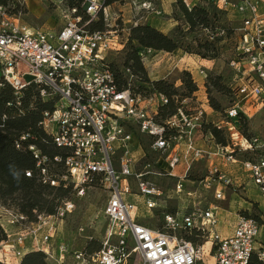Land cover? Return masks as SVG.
<instances>
[{
  "label": "built area",
  "instance_id": "built-area-1",
  "mask_svg": "<svg viewBox=\"0 0 264 264\" xmlns=\"http://www.w3.org/2000/svg\"><path fill=\"white\" fill-rule=\"evenodd\" d=\"M42 1L60 10L59 30H36L21 24L15 9L24 7L26 0L0 4V83L9 84L15 96L34 84L40 88L42 99L58 97L55 109L44 113L40 125L61 153L49 157L29 146L35 172L26 170L24 175L31 178L35 174L45 186L69 188L77 198L86 190L99 187L107 194L103 214L108 224L99 250L91 254L69 251L65 244L47 248L57 222L73 208L70 200H62L53 214L34 211L32 221L0 203V225L7 235L3 244L9 252L23 257L28 244L31 251L44 252L55 264H129L135 259L139 264H197L202 260L204 245H196L176 233L183 231L194 233L209 245L215 264H248L255 252L264 262V245L258 241L259 228L264 224H259L251 213L239 214L232 234L227 237L219 234L218 218L212 207H193L181 216L179 212L166 214L164 230L151 229L138 221V214L135 219L130 214L138 208L131 197L138 195L145 207L152 209L161 194L142 180L148 171L136 173L130 148L136 130L150 139L152 152L164 157V171L169 177H177L174 169L181 160L185 162V171L193 161L206 160L209 167L203 182L206 188L213 187L216 200H222L227 190L235 195L244 192L245 183L220 170L214 160L219 157L226 166L241 165L262 198L259 219L264 223V155L245 158L255 155L264 145L256 137H245L235 123L238 113L250 118L247 107L264 108V0H212L218 10L226 13L231 25V12L243 17L240 27L232 26L233 55L228 62L234 71L230 88L235 102L216 124L229 143H213V151L200 149L192 141L195 131L202 128L200 110L189 113L179 107L174 115L159 121L158 107L168 103L167 97H146L118 89L105 60L106 53L114 50L118 41L117 19L108 12L110 5L105 6L104 0H83L79 5H68L69 0ZM182 1L189 4L195 0ZM133 6L139 12L153 11L148 0ZM100 19L106 29H92ZM198 73L203 77L204 88L205 68ZM125 74L133 77L129 69ZM28 138L27 134L21 135L15 148L20 149L21 141ZM181 144L185 146L184 155L177 152ZM54 166L60 168V174L51 172ZM133 184L137 185V194ZM176 190L180 192L181 183ZM6 226L14 229L15 234L10 235Z\"/></svg>",
  "mask_w": 264,
  "mask_h": 264
},
{
  "label": "rangeland",
  "instance_id": "rangeland-1",
  "mask_svg": "<svg viewBox=\"0 0 264 264\" xmlns=\"http://www.w3.org/2000/svg\"><path fill=\"white\" fill-rule=\"evenodd\" d=\"M26 1L27 6L26 2H24V7H17L15 9V12L20 14L21 24H26L36 30L57 31L61 28L62 24L59 9L42 0ZM69 1L72 2L71 0ZM140 1L141 0H123L110 5L108 12L111 14L112 18L117 19L115 25L117 27L116 32L118 41L114 50L106 53V62H111L119 72L124 71L126 68L124 67V62L131 50L128 37L131 28L136 26L134 23H137V25H148L163 34L172 37L177 44V49L173 52L138 49L140 50V62L148 79L150 81L163 80L172 84L179 92L176 99L180 102L183 97L181 94L185 93V84L183 82L185 77L184 73H186V71L191 73V77H193L198 85V91L194 96L187 97V99L183 101L182 104L184 105L185 110L189 113H194L195 111L200 110L202 112L204 124L211 125L214 123L216 125L220 123L224 117V112L235 102V99H231L227 92L228 90L218 92L211 84L207 86V90L204 89L205 85L204 88L202 86L203 77L199 75L198 70L205 68L207 75L213 74L226 77L224 83H228V86L230 87L234 71L229 67L228 62L233 55L232 48L234 39L232 45L230 42L229 49L224 53H220L217 58L214 60L204 59L209 61L206 64L201 58L203 51L198 47L204 41L202 35L198 29L188 28L189 26L184 19L178 0H148L152 3L153 11L139 12L133 4L135 3V5H138V2ZM229 16L234 23V25L231 26L240 27L242 25V14L231 12ZM103 28L106 29V26L103 25ZM210 54L211 53H209V56ZM130 81H132V88H138L139 84L135 79ZM149 96L153 95H149L148 93L146 97ZM211 100L216 101L219 110L212 108L209 103ZM247 113L250 117L248 119V129L246 131L247 136L256 137L259 142L264 145V109H259L258 106H252L251 108L247 107ZM192 141L194 142V145L200 149H210L211 151L216 150V148L213 147L214 142L211 140L210 135L204 133L202 130H200V132L195 131L192 136ZM149 144L150 139L147 136L133 130V138L130 142V148L132 150V157L136 161V173L148 171L149 173L146 174L142 180L149 182L160 191L161 194L157 198L156 206L152 209H147L144 205L143 198L138 197V195L131 197L130 200L138 206V208L135 207L130 211L131 217L135 219L138 214V221L143 225L155 230H164V216L166 214L174 215L179 212V216H181L183 212L188 211L193 207L202 209L212 207L218 218L217 230L222 232V228L220 229V227H224L227 220L220 219V222L219 212L232 206L233 199L235 200L241 197L240 193L235 195L231 194L230 190H227L225 191L222 200H216L214 198L213 187L206 188L203 182L208 174L209 167L208 162L204 159L195 160L190 163L187 171H185L184 168V160H181L179 165L174 169V176L177 177H169L164 171V169H166L164 157L152 152ZM257 151L258 152H255V155H246L245 158L249 157L256 159L260 155H264V148ZM177 152L184 155V144H181L180 148L177 149ZM214 163L225 173L233 171V173H230L233 178L239 177L242 181L248 183V187H250L252 191L259 195L257 187L252 181H250L248 174L244 171L241 165L230 164L228 168H223L219 157L214 160ZM51 172L53 174H60L61 170L59 167L54 166L52 167ZM178 182L181 183L180 192H177L176 190ZM133 192L134 194L138 193L136 184H133ZM241 193L243 194L245 192ZM43 197L52 200L54 193H43ZM258 197H260L262 203L261 196L259 195ZM66 198V200L72 202L73 208L70 213L65 214L64 217L57 222L53 239L50 244L46 245V247L50 248L53 246L56 248L60 244H65L69 251L83 250L88 249L89 247L98 248L104 239L108 224L107 219L103 214L107 194L99 187H94L86 190L85 194L80 198L75 197L70 192L66 195ZM8 201L7 205L11 207L17 208L18 206H21V202L17 198ZM60 205L61 202L55 199L53 205L54 208ZM48 206V204L44 205V210L40 212L37 210V212L45 214V209H47ZM258 212L259 210L253 207L250 213L255 215L258 214ZM6 228L11 235L12 228L9 226H6ZM261 228L262 227L259 228V242ZM176 233L180 237H185L187 235L183 231H176ZM204 242L203 239H196L194 242L196 245H204L202 260L197 264H215V258L214 255L210 253L209 245L204 244ZM21 258L22 257L18 258L10 253L9 249L1 243L0 261L2 263L15 264L17 261L21 260ZM129 264H139V262L135 259V261L131 260Z\"/></svg>",
  "mask_w": 264,
  "mask_h": 264
},
{
  "label": "trees",
  "instance_id": "trees-1",
  "mask_svg": "<svg viewBox=\"0 0 264 264\" xmlns=\"http://www.w3.org/2000/svg\"><path fill=\"white\" fill-rule=\"evenodd\" d=\"M8 1L10 0H0V4L5 5ZM71 1L72 2L68 1V5H79L83 0ZM121 1L123 0H104V5L108 6ZM178 3L181 7L184 19L189 26L188 28L198 29L202 35L204 41L198 47L203 51L201 54L203 60H214L220 53H224L229 49L230 42L231 45L233 43V27L226 13L218 10L212 4V0H195L189 4L184 3L182 0H178ZM91 28L103 30L102 20L100 19L94 23ZM128 41L131 50L124 62V67H126L124 71L119 72L111 62L108 63L110 69L114 73L118 89L121 91L129 90L132 94H140L143 96H147L148 93L149 95L162 94L167 97L168 103L159 105L158 120L162 121L174 115L179 107H184L182 104L183 101L187 99V97L194 96L198 91L197 85L193 81L190 73L186 71L183 79L185 93H180L183 97L179 102L176 99L179 92L172 84L163 80L150 81L148 79L140 62L139 53L142 49L173 52L177 49L175 40L153 27L138 24L131 28ZM209 53H211L210 56ZM126 69L131 71V75L133 76L131 79L125 74ZM225 78L226 77H222L221 75L208 74L205 81V89L207 90V86L211 84L218 92L228 90L227 92L231 99L234 100L235 94L228 86V83H224ZM132 79L138 82V88L135 89L131 87L132 81L130 80ZM0 84H2L0 86V203L8 208L17 210L32 221L34 220V211L37 212L38 210L40 212L44 210L43 206L48 204L49 206L45 209V214H53L57 208L53 206L54 200L57 199L60 202L66 200V195L69 192L71 193L69 188H52L40 184L35 174L31 178L25 177L24 175L26 170L35 172L34 160L29 146H34L41 151L42 154L48 155L49 157L61 153L54 147L50 136L40 125L44 113L52 112L55 109L58 97L53 96L50 99H42L39 94L40 88L34 84H30L19 96H15L9 84L4 82ZM209 103L213 109L219 110L216 101L211 100ZM3 116H5V119L2 120ZM235 123L239 131L245 137L249 138L246 134L248 120L242 113H238ZM201 130L210 135L211 140H213L216 145L226 146L229 143L223 131L217 129L214 123L211 125L203 123ZM23 134L29 135V138L25 141H21L20 149H16L15 144L20 140ZM46 192L48 194L54 193L52 200L43 197V193ZM15 198L19 199L21 206L15 208L7 205L9 202L8 200ZM252 207L257 209L256 204H253ZM243 213L247 214L246 211ZM255 215L250 214L251 217L259 221V224H264L259 219V212ZM185 238L192 242L198 239L195 237L194 233L187 234ZM6 239L7 235L0 225V244L6 241ZM100 246L98 248L89 247L82 251L86 254H91L99 250ZM0 264L4 263L0 261ZM19 264L55 263L51 262L42 251H31L21 258ZM248 264H264V262L259 259L258 253L255 252L252 254Z\"/></svg>",
  "mask_w": 264,
  "mask_h": 264
},
{
  "label": "crops",
  "instance_id": "crops-1",
  "mask_svg": "<svg viewBox=\"0 0 264 264\" xmlns=\"http://www.w3.org/2000/svg\"><path fill=\"white\" fill-rule=\"evenodd\" d=\"M26 6H27V1H26ZM203 62H205L206 64L209 61L203 60ZM251 108V107H250ZM264 109V108H261ZM253 114V113H251ZM221 166L223 168H228V166L224 165L221 163ZM233 173V171H228V174ZM239 178V177H238ZM245 183L244 186V192L245 193H240L241 197L238 199H233L232 202V206H230L229 208H227L226 210L220 211L219 212V221L221 222L220 219H226V223L225 226L220 227V229L222 228V232L218 231L219 234L223 237H227L230 236L233 232V229L235 227V224L237 222L238 219V215L243 213V212H248L250 213L252 210V205L256 204L257 205V209L260 211H262V203L260 201V197H258L259 195L256 194V192L252 191L250 189V187H248V183H246L245 181H243ZM235 198V197H233ZM220 210V209H219ZM221 217V218H220ZM261 231H260V244L264 245V225L261 226ZM11 234L14 235L15 234V230L12 229L11 230ZM1 245V244H0ZM4 246H6V243L3 244ZM26 247H28V249H25V254L28 252H31V248L29 247V245L27 244ZM20 261V260H19ZM19 261H17L15 264H19Z\"/></svg>",
  "mask_w": 264,
  "mask_h": 264
}]
</instances>
